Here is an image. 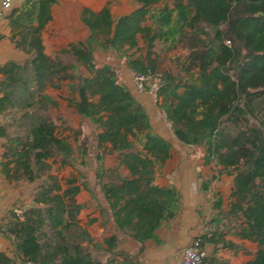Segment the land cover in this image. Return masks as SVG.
<instances>
[{"label":"trees","instance_id":"16d2710c","mask_svg":"<svg viewBox=\"0 0 264 264\" xmlns=\"http://www.w3.org/2000/svg\"><path fill=\"white\" fill-rule=\"evenodd\" d=\"M29 1L8 17L14 29L10 40L26 57L0 64V173L8 181L34 182V187L31 204L21 206L20 216L10 208L0 219V234L12 245L10 253L0 250V264H142L144 241L160 243L157 228L176 214V186L153 182L156 164L170 155L171 146L152 129L144 106L117 79L113 66L96 65V49L121 54L131 70L160 72L156 104L172 133L183 144L200 146L204 164H221L212 168L211 177L201 178L202 190L221 174L230 177L229 200L223 201L220 190L214 192L213 228L199 234L202 245L212 244L202 264L224 263L216 254L219 248L252 254L243 264H264V0H172L171 5L131 0L135 8L115 17L108 3L98 12L83 7L87 36L53 56L44 52L41 29L58 0ZM212 25L219 27L213 32ZM140 31L149 47L145 61L127 53ZM157 39L186 48L183 73L157 68L150 57ZM63 53L70 58L64 60ZM64 80L68 104L92 128V138L83 135L75 148L55 133L51 109L58 101L45 91ZM95 93L97 100L91 98ZM108 140L128 173L118 166L113 180L104 182ZM92 141L95 182L114 224L100 241L79 223L83 203L73 199L78 185L68 189L69 197L61 193L48 160L74 166L77 153L83 164ZM228 233L255 242V250L226 238ZM123 235L139 243L135 252L119 247ZM89 244L109 253L106 262L91 254Z\"/></svg>","mask_w":264,"mask_h":264},{"label":"rangeland","instance_id":"374dc122","mask_svg":"<svg viewBox=\"0 0 264 264\" xmlns=\"http://www.w3.org/2000/svg\"><path fill=\"white\" fill-rule=\"evenodd\" d=\"M127 10H132L135 8L131 0H127ZM172 3V0H164L158 4ZM122 10L125 8L123 5L120 7ZM114 17L120 15L119 12L112 14ZM150 19L147 17L143 24L148 25ZM211 30V28H210ZM136 45L127 50V53H131L134 57H141L146 59V52L149 50L145 34L143 32L136 33ZM78 38V37H77ZM47 42L53 45L52 37L47 36ZM125 45L124 47H126ZM62 47H67V44L61 45L58 49ZM57 49V50H58ZM53 49V52L54 53ZM51 53V55H52ZM187 50L185 47L169 46L168 42L162 40H155L150 57L157 63V68L159 70L170 69L173 73H183L181 68V62L186 56ZM49 55V56H51ZM54 55V54H53ZM52 55V56H53ZM64 60H68L70 56L66 53L61 54ZM94 57L97 66H101L102 63H109L113 66L117 79L120 82L125 83L131 93L135 98L144 106L145 110L149 115V120L151 127L154 131L160 133L170 144V155L163 161L162 164L159 162L156 164L155 175L157 181L170 182L174 181L178 184L181 190H186V194L190 192L197 193L195 215L199 218L197 223H184L185 230L184 235H179L176 238L178 242L174 244V254L176 255L169 264H178L182 249L189 244V242L197 233L199 227L204 224H209V229L213 228V223H210L209 219L216 212L213 208V199L215 198L214 192L220 190L223 201L229 200L228 186L230 183V177L221 174L220 178L212 179L210 182V189L201 191L200 178L211 177L212 168H218L221 164L212 162L211 165L203 163V150L197 145H186L181 143L175 135L172 133L167 120L165 119L164 113L156 104L155 97V86L156 81H151L145 86L143 90H139L135 87L132 82L131 74L132 71L126 66L124 57L118 54L112 49L101 50L96 49L94 51ZM65 81L59 86L47 85L45 91L51 94L57 101L58 105L51 109L53 117L57 123L55 133L69 141L73 148L80 142L83 135L87 134L92 138V128L87 120H84L71 105L68 104L67 97L70 96V91L65 85ZM99 97L98 93L92 94L91 98L97 100ZM130 139H134L133 136L127 135ZM94 141L91 142L90 151L91 156L87 157L85 163L81 164L79 162L80 156L76 153V162L74 166L64 165L61 166L60 162L53 159H48L51 163L52 172L58 177L60 181V192L68 195L70 189L73 185H78L75 193H73V199L76 202L83 203V207L78 213L79 223L85 227L90 234L92 233L93 241L102 240L105 234L112 231V227L109 223H104L100 225L99 223H89L88 220L93 217L94 214H99L101 219L104 217L106 220H110L107 213L102 209L103 194L99 188V184L95 182V166L98 161L93 158L94 151ZM105 154L102 163L105 167L109 168L108 174L104 175L103 181H112V173L118 167V170L123 173H128V169L124 164H120V154L116 149L112 148V143L110 140L105 142ZM3 176V175H2ZM170 180V181H169ZM114 182V181H113ZM88 186V187H87ZM34 182H27L23 180H6L5 177L0 179V219L8 209L21 210V206L31 204V191L33 190ZM188 190V192H187ZM68 191V192H67ZM89 202V206L86 203ZM188 214V213H186ZM105 220V221H106ZM177 224V223H176ZM179 224V223H178ZM169 226L166 228L161 227L160 233L164 237H170ZM175 229V228H173ZM179 232L180 228L177 227ZM183 233V232H182ZM228 234L227 236H230ZM254 243L248 242L246 247L252 249ZM91 254L106 262L108 252L103 249H97L92 244L88 245ZM119 247H123V243L119 242ZM12 245L10 239L0 234V250L10 253ZM136 251V250H135ZM133 251V252H135ZM207 253L211 251V247L206 248ZM132 252V251H131ZM240 252V251H239ZM221 253L223 259H227L226 262L222 264H228L229 255H233L229 250H223ZM238 253V252H237ZM239 257V256H238ZM236 257L233 259L234 264H240V259ZM150 258H146L141 255L142 264H147Z\"/></svg>","mask_w":264,"mask_h":264},{"label":"crops","instance_id":"0c3cea01","mask_svg":"<svg viewBox=\"0 0 264 264\" xmlns=\"http://www.w3.org/2000/svg\"><path fill=\"white\" fill-rule=\"evenodd\" d=\"M29 2L31 1L14 0L9 9L0 13V34L2 35L0 37V64L9 59L21 60L26 57V53L15 48L13 46L12 41L10 40V35L14 32V29L12 28L13 25L10 24L8 17L12 15L13 13L17 12L18 10H20V8H24L25 6H27ZM107 3L109 5V9L112 14L117 13V12H119V14L130 12V10L126 9L128 5L127 0H58L57 2H53L49 7L50 18L47 20V22L41 29V37H42V41L44 45L45 54L51 55V53L53 52V49L57 50L63 44H68L69 42L75 39L86 37L88 34V28L81 21V9L83 7H87L91 9L92 11L98 12ZM122 5L125 7L123 10L120 8ZM48 35L52 37V41L54 43L53 45L47 42ZM56 50H54V53ZM54 53H52V55ZM1 75L2 74L0 72V77ZM123 174H127V173H123ZM3 177L4 176H2V174L0 173V179L1 178L3 179ZM153 182L157 184H170V183L174 184L179 191V203H178L176 214L169 219L162 220L160 226L156 230L159 237L161 238V242L157 244L150 238L146 239L144 241L145 247L143 249L142 255L145 258L146 256L150 258L147 264H169L170 261L176 256V255L174 256L171 255V254H174L173 253L174 244L178 242L177 238H179V237L176 238V234L177 236L178 234L185 236L184 223H197L199 220L197 215H195L196 212H195V207H194L196 205V197L198 194L195 192L194 193L192 192L191 194L190 193L191 191L188 192V190H187L188 193L186 194V190L184 189L181 190L178 184L175 183L174 181L161 183L160 181H157L156 175H155ZM201 191L203 190L201 189ZM228 192H229V186H228ZM86 205L89 206V202H87ZM105 205L106 203L104 202L103 211L108 214L110 220H106L105 218L106 216L102 220L99 214H94L93 217L95 218V220L91 223H99L100 225L104 223H109V225L112 227V230H113L114 228L113 219L111 215L108 213V211L105 209ZM204 225H206L208 227L207 230H209V224H204ZM204 225H201L199 227L194 237L207 231V230L203 231ZM166 226H169L168 234L170 235V237H164L160 233L161 227L166 228ZM177 227L180 228L179 232L177 230ZM111 232L112 231H110V233ZM228 234L225 235L226 238H230L231 240L237 243H241L244 246H246L248 242L254 243V246L252 249L248 247L247 249H249L250 251L255 250L256 248L255 242L249 239L240 238L234 234L227 236ZM119 242L123 243V248L129 251H132V252L137 250L139 247V243L136 240H134L131 236H128V235H123L122 237H120ZM204 245H205V248L212 246V244L210 243H205ZM223 250H229L233 254V255H229L228 264H234L233 259H235L238 256H239L238 258H241L240 264H243L245 260L249 259L252 256V254L246 253L241 249L233 253L231 249L219 248L216 254L222 260L223 258L220 257V255L222 256L223 253L221 252ZM224 260L226 262L227 259H224ZM178 264H180V260Z\"/></svg>","mask_w":264,"mask_h":264},{"label":"built area","instance_id":"2783aa9c","mask_svg":"<svg viewBox=\"0 0 264 264\" xmlns=\"http://www.w3.org/2000/svg\"><path fill=\"white\" fill-rule=\"evenodd\" d=\"M14 0H0V13L10 8ZM229 39H225V43H229ZM160 72H140L132 71L131 78L135 87L139 90H143L147 84L151 81H158ZM15 213L20 216L21 210H14ZM207 226L204 225L203 231L207 230ZM207 254L205 245L200 243V236L197 235L187 244L181 252L180 264H202L203 257Z\"/></svg>","mask_w":264,"mask_h":264},{"label":"water","instance_id":"95a60500","mask_svg":"<svg viewBox=\"0 0 264 264\" xmlns=\"http://www.w3.org/2000/svg\"><path fill=\"white\" fill-rule=\"evenodd\" d=\"M218 27H219L218 25H212L211 31H213V32L216 31L218 29Z\"/></svg>","mask_w":264,"mask_h":264}]
</instances>
